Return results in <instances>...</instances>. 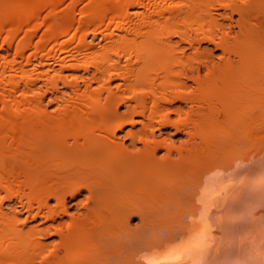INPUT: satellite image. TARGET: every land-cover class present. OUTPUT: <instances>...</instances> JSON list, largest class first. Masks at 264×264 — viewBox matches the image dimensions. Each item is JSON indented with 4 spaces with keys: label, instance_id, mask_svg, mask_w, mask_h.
Wrapping results in <instances>:
<instances>
[{
    "label": "bare ground",
    "instance_id": "6f19581e",
    "mask_svg": "<svg viewBox=\"0 0 264 264\" xmlns=\"http://www.w3.org/2000/svg\"><path fill=\"white\" fill-rule=\"evenodd\" d=\"M0 264H264V0H0Z\"/></svg>",
    "mask_w": 264,
    "mask_h": 264
},
{
    "label": "rangeland",
    "instance_id": "374dc122",
    "mask_svg": "<svg viewBox=\"0 0 264 264\" xmlns=\"http://www.w3.org/2000/svg\"><path fill=\"white\" fill-rule=\"evenodd\" d=\"M139 124L138 125H136V128H139ZM127 129H129L130 127H126ZM127 129H125V130H127ZM166 130V132H170L171 133V128H167V129H165ZM173 132V131H172Z\"/></svg>",
    "mask_w": 264,
    "mask_h": 264
}]
</instances>
